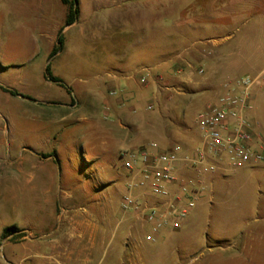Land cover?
Instances as JSON below:
<instances>
[{"label": "rangeland", "instance_id": "374dc122", "mask_svg": "<svg viewBox=\"0 0 264 264\" xmlns=\"http://www.w3.org/2000/svg\"><path fill=\"white\" fill-rule=\"evenodd\" d=\"M128 1L77 0V19L61 31L64 47L49 57L67 6L0 0V264H264V162L206 179L178 229L153 231L123 215L127 171L119 151L151 142L194 147L201 140L197 114L230 79L218 76L220 86L207 91L159 90L156 77L166 83L154 65L167 42H152V26L139 31L116 15ZM261 11L257 5L244 16L259 24ZM244 16L230 30L235 38L251 25L242 24ZM207 30L214 33L212 26ZM119 63L126 74L116 80L109 73ZM47 65L59 83L48 79ZM263 66L264 46L245 74ZM94 96L98 117L111 124L118 109L104 107L125 96L123 143L105 131L93 133L87 105ZM71 99L80 107L67 116L60 104ZM249 103V116L264 134V79L252 86ZM10 225L19 231L2 237Z\"/></svg>", "mask_w": 264, "mask_h": 264}, {"label": "built area", "instance_id": "2783aa9c", "mask_svg": "<svg viewBox=\"0 0 264 264\" xmlns=\"http://www.w3.org/2000/svg\"><path fill=\"white\" fill-rule=\"evenodd\" d=\"M263 79L264 68L225 83V91L196 116L201 140L194 147L173 143L159 149L151 142L121 152L127 171L123 215L150 224L153 231L178 229L209 175L264 162V134L249 116L250 90Z\"/></svg>", "mask_w": 264, "mask_h": 264}, {"label": "crops", "instance_id": "0c3cea01", "mask_svg": "<svg viewBox=\"0 0 264 264\" xmlns=\"http://www.w3.org/2000/svg\"><path fill=\"white\" fill-rule=\"evenodd\" d=\"M53 1L40 0L41 8H49L51 6L49 2ZM257 5L264 6V0H130L119 8L116 15L128 23L137 25L139 31L145 30L144 25L152 26L150 35L152 42H167L161 49L162 54L157 56L158 58L162 56L163 59L154 65L160 69L166 86L163 87L159 83L161 77H156L154 84L159 90L166 88L184 93L185 89L200 88L206 91L215 89L220 86L215 82L220 75H227L230 78L223 82L225 87V83L234 81L254 68L257 54L264 46V11L259 13V24L251 22L250 16L244 15L248 9L255 10ZM243 16L245 19L242 24L251 22V25L246 33L235 38L230 30ZM164 25L168 28L165 29ZM209 26L214 28L213 35L207 32ZM257 26L260 28L259 33L254 34ZM197 29L203 33L194 35L193 31ZM201 65L207 68V75H204L203 71L198 72V69H201L198 66ZM263 68L264 66L258 72ZM112 70L109 74L116 80L126 74L123 63H119ZM129 88L131 90L130 85ZM76 89L79 91L81 88ZM71 93L76 96L74 91ZM98 95L102 96L103 92L99 90ZM97 97H92L87 105L93 117V133L98 136L105 131L113 140L123 143L119 132L125 127L120 118L125 109V96L109 99L107 107H104L108 110L109 105H114L118 109L119 118L113 124L107 121L104 123L98 117L100 100ZM78 103L77 99H71L68 104H60V107L66 110L67 116H72L79 110ZM107 116L106 113L104 117ZM124 120L127 121L126 117ZM159 149L164 148L159 146ZM120 153L119 151V157ZM216 175H209L207 179L214 180Z\"/></svg>", "mask_w": 264, "mask_h": 264}, {"label": "trees", "instance_id": "16d2710c", "mask_svg": "<svg viewBox=\"0 0 264 264\" xmlns=\"http://www.w3.org/2000/svg\"><path fill=\"white\" fill-rule=\"evenodd\" d=\"M61 2L67 6V12H66V16L64 19V23L58 31L56 43L53 45V47L51 48L49 52V57H52L57 52L62 50L65 44V36L61 31L65 26L72 24L77 19L78 14H79V7H78L77 0H61ZM46 73H47V77L49 80L55 83H59V79L56 76H53L52 74H50L49 65H47L46 67ZM1 88L4 91H7L12 95H17V92L12 89H9L6 87H1ZM51 155L52 154H48L47 156H51ZM18 231H19L18 228L14 225L6 226L2 230L1 236L6 237L9 235L17 234Z\"/></svg>", "mask_w": 264, "mask_h": 264}]
</instances>
